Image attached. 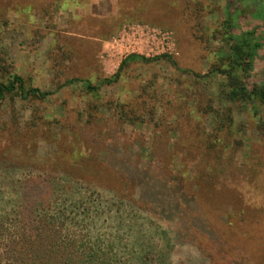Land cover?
<instances>
[{
    "label": "rangeland",
    "instance_id": "obj_1",
    "mask_svg": "<svg viewBox=\"0 0 264 264\" xmlns=\"http://www.w3.org/2000/svg\"><path fill=\"white\" fill-rule=\"evenodd\" d=\"M244 5L0 0V84L52 93L0 98V250L51 216L97 264H264V105L214 72L230 13L264 38Z\"/></svg>",
    "mask_w": 264,
    "mask_h": 264
},
{
    "label": "trees",
    "instance_id": "obj_2",
    "mask_svg": "<svg viewBox=\"0 0 264 264\" xmlns=\"http://www.w3.org/2000/svg\"><path fill=\"white\" fill-rule=\"evenodd\" d=\"M250 0H241L247 7ZM251 16L256 18L264 17V0H251ZM238 0H229V4L235 5ZM241 9L230 13L224 21L226 37L231 41L229 51L226 55L219 57L215 73L223 74L227 77L226 98L231 102L253 101L264 105V84H254L249 82L254 71V62L259 51L263 48L264 38L256 35L255 31L234 34L241 18ZM168 58L169 56H165ZM158 59V58H157ZM150 62L151 59L140 55H131L125 60L121 68L128 62ZM120 68V69H121ZM113 80H105L104 83L111 84ZM80 82L78 79L68 81L71 85ZM84 87L89 91H98V87H93L90 83H84ZM16 93L23 99L28 97L48 98L52 93L43 92L38 88H27L23 78L18 75H11L8 83L0 84V98L6 94ZM41 226H37L31 234L22 233L9 245H3L0 250V264H97L103 262V257H77L76 241L63 243L61 230L58 228L55 218L47 216L41 221ZM9 243V242H8ZM3 250L8 254L2 257ZM91 252L92 249L90 250ZM2 252V253H1ZM92 254V253H91Z\"/></svg>",
    "mask_w": 264,
    "mask_h": 264
}]
</instances>
